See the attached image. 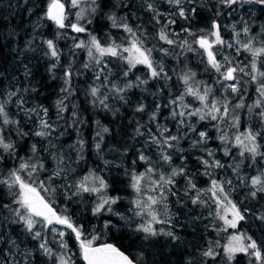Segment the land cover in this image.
<instances>
[{"label": "trees", "instance_id": "1", "mask_svg": "<svg viewBox=\"0 0 264 264\" xmlns=\"http://www.w3.org/2000/svg\"><path fill=\"white\" fill-rule=\"evenodd\" d=\"M63 1L68 6L66 13L71 15L65 19V27L58 28L45 15L50 0H0V103L9 118L17 122L0 130L6 142L15 146L13 152L0 149V180L29 157L31 163L43 164L32 177L27 175L30 169L21 173L25 181L37 187L57 215L70 217L85 239L96 236L93 245L112 244L137 264H260L243 252L235 253L229 261L224 246L238 234L245 237V244L251 237L264 255V191H257L259 186L254 188L251 183L256 176L264 179V117L260 116L264 104L255 106L257 100L264 101L256 90L264 77L258 76L257 82L251 80L252 54L242 47L248 43L252 48L264 47V5L243 0L231 6L221 0H181L179 5L169 0H97L93 5L91 0H80L79 7L70 9L67 2L71 0ZM213 22L224 41L211 49L224 65L221 72L228 66L244 69L235 73V82L224 81L196 43L201 36L215 39L209 35ZM72 23L85 31H72ZM124 24L136 33L135 37L120 26ZM161 30L174 43L160 40ZM92 37L102 47L117 46L120 55L100 56L92 46ZM133 39L151 50L150 59L159 76L153 77L144 64L129 66V53L122 49ZM47 40L53 41L58 58L51 56ZM81 43L82 47H76ZM256 63L264 72V56ZM185 75L190 77L188 85L183 81ZM229 82L236 83L237 92L227 87ZM189 86L200 94L211 89L207 103L210 107L215 100L220 108L215 114L222 118L179 116L181 111L194 112L196 108L207 111L197 99L185 94ZM94 87L98 89L96 96L91 94ZM237 104L243 106L237 108ZM141 105L143 111H137ZM225 105L227 115L223 112ZM42 119L50 125L45 137L34 135ZM200 132L206 133L203 141ZM248 133L255 137V157L236 141L240 136L251 146L245 139ZM169 136L177 137L169 141L171 147L152 139L163 141ZM194 141L199 143L194 145ZM33 144L35 153L31 151ZM141 155L147 160H140ZM163 155L171 160L165 162ZM204 160L209 161L207 166ZM217 161L221 166H216ZM150 167L154 169L151 179L142 181V194L138 196L131 187L132 176L146 173ZM181 168L182 174L171 176L173 169ZM161 175L170 177L173 183L157 186L149 193L151 181ZM86 176L88 181H84ZM97 177L107 185L101 192L78 190L81 182L99 187ZM213 180L223 193L216 189L213 194ZM41 183L44 188L39 187ZM254 191L255 196L251 194ZM18 192V186L10 189L0 183V264H59V257L68 259L69 264H86L71 229L66 228L61 237L51 231L50 225L44 227L39 217L34 218L38 222L32 232L26 229L15 211L19 208L14 203ZM146 194L159 201L154 209L162 221L152 225L160 234L147 238L136 228L150 218L137 217L132 211V202ZM225 195L244 217L236 228L221 219L224 208L231 207L223 199ZM102 197L118 199L110 206L111 211L106 206L94 215L93 208ZM193 199L198 202L193 203ZM230 217L229 213L227 219ZM160 230L172 232L176 239ZM35 232L40 236L34 239ZM61 242L67 247L62 248ZM41 243L52 251L51 256L45 254ZM209 248L213 257L203 255Z\"/></svg>", "mask_w": 264, "mask_h": 264}, {"label": "snow or ice", "instance_id": "2", "mask_svg": "<svg viewBox=\"0 0 264 264\" xmlns=\"http://www.w3.org/2000/svg\"><path fill=\"white\" fill-rule=\"evenodd\" d=\"M222 3L231 6L235 3L238 2V0H221ZM243 2H255L260 5H264V0H243ZM91 3L93 5L97 4V0H91ZM169 3H175L176 5H179L181 3V0H169ZM72 7H79L80 6V0H71ZM149 8H151V5H149ZM92 11H96V7L92 8ZM195 11V10H193ZM83 13V9L81 12L77 13V17L80 18ZM180 16H184L185 12L181 8L179 12ZM46 17L48 20L54 21L55 24L57 25L58 28H64L65 27V5L61 3V0H50L48 6H47V11L45 13ZM110 20H113V26H117L115 23V20L112 16H109ZM170 23H174V21H170ZM71 28L75 32H84L85 28L73 23L70 25ZM121 27L124 28V30L128 33H130L133 37L136 36V33L133 32V30L127 25H120ZM213 31L209 34L210 36H214V40H210L208 36H201L196 40V43L199 44V47L204 49V51L207 53L208 56V63L211 65L212 68H214L217 72H221V68L224 67L221 63H219L213 54V51L211 50L213 47V44H223L224 41L220 37L219 33V28L218 25L213 22L212 25ZM187 31V29H185ZM245 33L248 32V28L246 27L244 29ZM191 35V33H190ZM159 39L165 41L168 44L174 43L173 40L168 38V35L165 31L161 30L159 33ZM47 44V47L51 53L52 57L58 58L57 51L55 50V45L52 40H47L45 41ZM92 46L95 47L96 52L100 54V56L104 55H111V56H118L120 55V52L118 51L117 46H110V47H102L101 44L97 41L96 37H92ZM83 43L77 44L76 47H82ZM231 47V45H229ZM242 47L251 52L252 54V64H251V69H252V75H251V80L253 82H257L258 76L259 77H264V72L259 71L257 68V59L261 56H264V47L261 48H252L250 46V43L242 45ZM123 52L129 53L127 59V63L129 64L130 67H134L136 64H144L146 65L149 69H151V75L153 77H157L160 75L159 72H157L153 68L152 61L150 59L151 55V50L149 49H144L142 47L141 42L138 39H133L130 41V46L125 47L122 49ZM89 56H92V50L89 48ZM227 61V57L225 58ZM99 63V61H98ZM238 71L243 72L244 69L236 67V66H228L226 67V70L224 72H221V78L224 81H236L237 77L235 73ZM246 75L248 73H245ZM67 75V73H66ZM127 75V73H125ZM194 75V74H193ZM190 77L188 75H185L183 77V81L186 85H188ZM227 87H230L232 92H237V86L236 83H232L227 85ZM257 92L260 94L261 97H264V80H260L258 82V87H257ZM98 89L97 88H92L91 89V94L93 96H96ZM119 91H123V89H120ZM211 89L206 88L204 90L203 94H200V92L191 86L187 87L186 90V95H191L195 99H197L202 105H204L205 109L207 111H203L201 108H196L194 112H184L181 111L178 113L179 116L183 117L185 115L192 116V115H199L200 119L203 120L206 117H211L212 120H217L221 119V116L216 115L215 113L220 112V108L217 106V102L215 100L211 101V105L209 107L207 101H208V96L210 93ZM11 95H15V93H11ZM180 100H183V96L180 97ZM60 102H58L59 104ZM103 103V101H101ZM173 104L176 103V101H172ZM262 104H264V101L262 100H257L255 102L256 107H261ZM243 105L237 104L236 107H242ZM182 107L187 108L188 105H182ZM62 110V109H61ZM137 111H143V106L141 105L140 107L137 108ZM45 114L47 113V110H44ZM203 112V114H202ZM224 115H227L228 113V107L227 105L224 106L223 108ZM177 113L173 112V116H176ZM261 117H264V112L260 113ZM154 118V115H153ZM0 119H2V124H0V130H2L3 125H11L13 123H17L13 121L12 119L9 118L8 113L5 110V105L3 103H0ZM50 125L47 121L41 120L40 121V130L36 131L34 135L39 136V137H45L49 133L45 131L46 129H49ZM194 130V129H193ZM103 131L107 132L108 129L104 128ZM22 135H27V133H22ZM199 136L201 138V141H203L206 138V133L205 132H200ZM153 142L161 145L167 144L168 147H171L172 145L169 144V141L171 140H177V137L175 136H169L165 137L163 141L160 139H157L156 137H153ZM221 140H224L225 137L221 136ZM247 139L251 146H248L244 144V140L241 139L240 136L236 137V141L238 144H240L243 148H245L248 152L252 153L253 156L257 155V145L255 144V137L251 134L248 133L245 137ZM194 145L196 143H199L198 141L193 142ZM97 149L100 148V144L97 143L95 145ZM0 149H3L5 152H13L15 150V146L12 143L6 142L5 138L3 135H0ZM31 151L33 153L36 152V145L33 144L31 146ZM227 154V152L225 153ZM209 155H211V152H209ZM243 155V152L241 153ZM162 159L165 162H169L171 160V157L169 155H163ZM140 160H147V157L144 155L140 156ZM206 166L209 164V161L204 160L202 161ZM216 166H221L219 165V162H215ZM27 171V175L29 177H32L35 172H37L38 169H43V164H37V163H31V157L28 158V160H22V162L19 165V168L12 170L8 177L0 180V183L8 185V187L11 189L13 187L18 186L19 192L17 194V199L14 201V203H17L19 205V208H17L16 214L19 216V219L24 222V225L26 229L29 232H32L34 229V225L38 222L34 218L39 217L42 218L43 226L47 227L48 225H53V224H59L65 226L67 229H71L72 233L75 234L76 240L79 243V247L81 250V255L83 260L86 262V264H135L134 260L131 259L128 255H126L124 252L120 251L117 247H115L112 244H103L100 246H93V242L97 239L96 236H92L91 239H85L84 238V233L82 229L71 221L70 217L68 216H62V215H57V213L53 210V208L50 206L46 200L41 197L37 191V187L33 186V183L31 182H26L21 173ZM154 169L151 167L147 169L146 173H141L139 175L133 174L132 176V184L131 187L135 190L138 196H141L142 194V181L145 178L151 179V173H153ZM183 173V169L181 168L179 171L176 169L172 170L171 176H176L179 174ZM58 175V173H57ZM99 180V187H89L87 186L86 183L81 182V184L78 186V190H82L84 192H92V193H99L101 192L102 189L106 188L107 185L102 179H99L98 177L95 178ZM89 177H85L84 181H88ZM173 180L168 177L166 178L165 176L161 175L159 180H152L151 181V187L149 188L148 192L151 193L155 191L156 187L159 186L160 188H163L164 184H172ZM252 185L254 188H257V191H264V179H262L260 176H256L252 178L251 181ZM189 184L191 185V181H189ZM213 185V194H216V189H219L221 193H223V189L220 188V186L217 184L215 180L212 181ZM40 188H44L43 183L39 185ZM192 187H195L192 185ZM47 190V189H45ZM253 196L256 195V192L251 193ZM117 198H101L99 203L93 208V214L100 213L105 207H108V210L111 211V205L115 204L117 201ZM225 201H227L228 205H231L230 208L225 207L224 212L225 216H221V219L224 220L225 225L230 226L231 228H236L237 227V222L239 220H243L244 217L241 215L240 211L237 209L236 205L232 203L231 200H228L227 196L225 195L223 197ZM157 198L152 195V194H146L144 198L142 199H136L134 200L133 203V214L137 217H149L150 219L146 220L145 223L139 224L136 228V231L138 232H143L147 236H156L160 233H158L154 228H153V223H161L158 219L157 213L154 209V206L158 204ZM197 199H193V203H197ZM217 206L219 208L220 206V199L217 198ZM5 207H8L5 205ZM21 209L24 210L23 213H21ZM231 214L232 219H227V215ZM219 214V213H218ZM123 218V217H122ZM261 219H264V217H261ZM105 227H108V223L106 222ZM51 231L53 233H57V229L55 227L51 228ZM161 233L167 236H171L173 239H176V237L173 235L172 232H163V230H160ZM61 237L64 236L63 231H59L58 233ZM40 236V232H35L34 239L38 238ZM245 237L241 235H233L230 237L229 242L227 245L224 246V252L227 255V258L229 261L232 260L233 255L237 252H243L248 254L249 256H254L256 261L260 262V264H264V255H262L261 251L259 250L257 243L251 239V237H247V239L250 241L249 243L245 244L244 243ZM40 247L44 250L45 254L51 256L53 253L52 251L44 244L41 243ZM61 247L66 248L67 245L61 242ZM252 250V251H249ZM204 256L206 257H213L214 253L211 248H209L206 252L203 253ZM59 264H69V260L65 259L64 257H59Z\"/></svg>", "mask_w": 264, "mask_h": 264}, {"label": "rangeland", "instance_id": "3", "mask_svg": "<svg viewBox=\"0 0 264 264\" xmlns=\"http://www.w3.org/2000/svg\"><path fill=\"white\" fill-rule=\"evenodd\" d=\"M61 3H63L64 5H65V16H66V18L67 17H69L70 15H71V12H68V13H66V11H67V8H68V6H67V4H65L64 3V1L63 0H61ZM70 6V9L72 8H74V7H72V4H71V2H67ZM72 17H74V18H76L75 16H72ZM73 24V23H72ZM212 38H215L214 36H212ZM93 48H95V47H93ZM235 82V81H234ZM234 82H229V84H232V83H234ZM40 195V194H39ZM228 219H232V216L230 217V218H228ZM51 226V228L52 227H55L58 231L57 232H59V231H63L64 232V230H66V228H65V226H63V225H59V224H53V225H50ZM235 235H238V234H235Z\"/></svg>", "mask_w": 264, "mask_h": 264}, {"label": "water", "instance_id": "4", "mask_svg": "<svg viewBox=\"0 0 264 264\" xmlns=\"http://www.w3.org/2000/svg\"><path fill=\"white\" fill-rule=\"evenodd\" d=\"M70 29L72 30V31H74L72 28H71V26H70ZM51 206V205H50ZM52 208H53V210L56 212V210L54 209V207L53 206H51ZM100 245H103V244H94L93 246H100ZM119 249V248H118ZM120 251H122L121 249H119ZM122 252H124V251H122ZM125 253V252H124ZM126 254V253H125ZM127 255V254H126ZM135 262V261H134ZM86 263V262H85ZM135 264H137L136 262H135Z\"/></svg>", "mask_w": 264, "mask_h": 264}]
</instances>
